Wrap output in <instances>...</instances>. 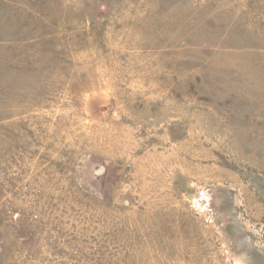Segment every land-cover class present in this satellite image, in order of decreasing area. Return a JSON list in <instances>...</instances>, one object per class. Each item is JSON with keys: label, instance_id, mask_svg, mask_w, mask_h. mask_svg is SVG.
<instances>
[{"label": "rangeland", "instance_id": "obj_1", "mask_svg": "<svg viewBox=\"0 0 264 264\" xmlns=\"http://www.w3.org/2000/svg\"><path fill=\"white\" fill-rule=\"evenodd\" d=\"M0 264H264V0H0Z\"/></svg>", "mask_w": 264, "mask_h": 264}]
</instances>
